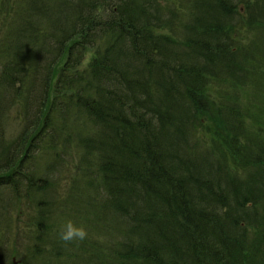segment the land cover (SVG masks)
Listing matches in <instances>:
<instances>
[{
  "label": "trees",
  "instance_id": "trees-1",
  "mask_svg": "<svg viewBox=\"0 0 264 264\" xmlns=\"http://www.w3.org/2000/svg\"><path fill=\"white\" fill-rule=\"evenodd\" d=\"M248 89L264 107V0H0V264L21 199L52 264H264Z\"/></svg>",
  "mask_w": 264,
  "mask_h": 264
},
{
  "label": "rangeland",
  "instance_id": "rangeland-1",
  "mask_svg": "<svg viewBox=\"0 0 264 264\" xmlns=\"http://www.w3.org/2000/svg\"><path fill=\"white\" fill-rule=\"evenodd\" d=\"M156 33H159V31H156ZM237 41H239L240 46H244L250 41H252L251 34L247 33L244 29H240L237 32V37H235ZM242 93L244 94V98L246 97V103L245 107L249 108L254 113H251L253 117V126L251 127L252 132H256L257 125L259 124V118L256 114V112L261 111V113L264 114V107L261 104V99L257 94V91L254 89H248L243 90ZM252 106L254 108H252ZM256 116V117H255ZM261 121V120H260ZM209 123L206 124V128L203 129L204 132H207V127ZM203 135H206L203 133ZM203 141H205L202 138ZM232 166L233 163H230ZM71 167V166H70ZM233 172L237 175H240V178H245V175L242 170L236 169V167H231ZM240 168H243L242 165H240ZM76 173L72 168H69L64 174L61 176V183L60 186L62 189H65L70 186L71 179L75 178ZM33 205L29 200L21 199L20 201L16 203H12L9 208H12L8 211L7 216L9 220H11V223H4V226H1L2 228L5 227L7 234L6 238L9 239V246L11 250L10 254V264H45V263H51L52 259L48 258L47 252L46 256L39 255L37 253H28V251L25 249V246H32L31 238L34 237V228H36L35 225V209L32 208ZM3 215H6L5 212H2ZM30 249V247H28ZM44 249L46 251L50 250V246H44Z\"/></svg>",
  "mask_w": 264,
  "mask_h": 264
},
{
  "label": "clouds",
  "instance_id": "clouds-1",
  "mask_svg": "<svg viewBox=\"0 0 264 264\" xmlns=\"http://www.w3.org/2000/svg\"><path fill=\"white\" fill-rule=\"evenodd\" d=\"M87 235L88 233L83 226L77 227L72 221L61 224L58 230L59 239L65 244L84 241Z\"/></svg>",
  "mask_w": 264,
  "mask_h": 264
}]
</instances>
